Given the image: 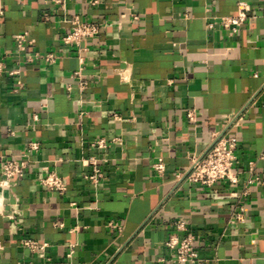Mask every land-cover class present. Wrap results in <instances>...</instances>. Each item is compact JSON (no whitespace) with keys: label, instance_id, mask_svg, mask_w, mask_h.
I'll use <instances>...</instances> for the list:
<instances>
[{"label":"crops","instance_id":"1","mask_svg":"<svg viewBox=\"0 0 264 264\" xmlns=\"http://www.w3.org/2000/svg\"><path fill=\"white\" fill-rule=\"evenodd\" d=\"M92 1L0 0V63L20 69L23 83L0 76V264L46 263L23 240L47 243L53 263L76 245L72 264H172L166 242L188 235L199 264H264V188L246 186L264 177L263 0ZM240 1L251 12L233 36L221 19ZM73 16L101 26L84 51L18 65L19 34L29 32V52H56ZM223 135L240 143L239 184L189 183L194 160ZM100 138L123 143L93 149ZM32 142L41 147L25 176L7 179L3 163ZM90 157L109 160L98 188L84 179ZM44 169L62 176L64 194L42 187Z\"/></svg>","mask_w":264,"mask_h":264},{"label":"built area","instance_id":"2","mask_svg":"<svg viewBox=\"0 0 264 264\" xmlns=\"http://www.w3.org/2000/svg\"><path fill=\"white\" fill-rule=\"evenodd\" d=\"M67 0H53V3L57 6L65 8ZM98 3V0L92 1V4ZM264 9V0H263ZM251 12L250 5L245 1L238 3V13L233 17H225L221 19V29L229 32L235 36L239 33L241 27L246 23ZM64 23L69 26L68 32L62 37V47L56 52H29L28 44L30 34L24 32L16 37V49L21 55L18 65H35L41 62L53 65L59 59H62L66 54V48H75L79 53L84 51L82 44L85 40L94 38L100 32L101 26L95 23L86 22L81 19L80 16H73L71 18L64 19ZM121 22H113L112 25L121 26ZM212 28V25L209 26ZM80 64L84 63L82 57ZM21 74L20 69H10L3 62L0 63V76L8 75L15 78L17 81L18 89L23 87L22 81L19 79ZM79 80L82 79L81 70L74 74ZM81 88L87 86V82H80ZM71 90L70 87L67 88ZM234 116H230L233 118ZM190 120L194 119L192 113L188 114ZM35 121H38V117H34ZM242 118H239V121ZM13 135V132H10ZM120 138H114L107 140L100 138L91 144V147L95 150L106 151L113 144L122 145ZM41 144L39 142H32L28 145L25 152L22 154L20 159L8 160L3 163V174L7 179L10 178H22L25 176L28 168L29 157L32 152L39 151ZM240 147L239 140L233 135H223L217 138L212 144L207 154L201 158L196 159L193 162L192 168L187 176V181L192 184H200L201 186L212 187L218 183L227 182L231 185H238L240 182L239 173L236 170V166L239 163V157L237 151ZM264 158V154L262 156ZM106 157L98 159L90 157L82 162L84 167L91 169L90 173L84 175V179L95 188H98L99 184L103 180L105 173L103 165L108 163ZM153 170L158 174L162 175L165 172V163L162 158L153 165ZM45 176L41 178L40 184L46 190L56 192L58 194H64L67 191V185L60 174L55 171L44 169ZM261 186L264 188V177L250 176L246 181V186ZM246 194V192H245ZM75 205V204H73ZM236 220L239 223L245 222L244 210L242 209L236 215ZM55 226L62 228L63 224H56ZM108 226L111 229H117L121 231V227L113 222H110ZM177 231H185L186 226L183 222H176L173 224ZM22 245L29 248L32 253L37 254L40 258L46 260L45 264H72V259L75 254L76 245L68 246V252L66 255L67 262L53 263L50 259L46 258V251L49 245L47 243L39 244L38 242L31 240H23ZM166 246L175 251V255L171 260L172 264H199L201 259L199 253L195 247V238L192 235H188L183 239H178L176 236H172ZM31 264V263H30Z\"/></svg>","mask_w":264,"mask_h":264}]
</instances>
